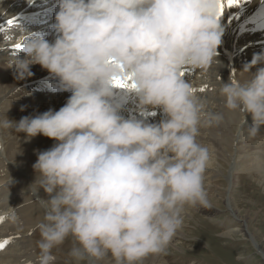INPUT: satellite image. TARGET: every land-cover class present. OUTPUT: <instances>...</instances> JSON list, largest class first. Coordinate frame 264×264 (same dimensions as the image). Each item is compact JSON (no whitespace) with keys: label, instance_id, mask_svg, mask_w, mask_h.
<instances>
[{"label":"bare ground","instance_id":"1","mask_svg":"<svg viewBox=\"0 0 264 264\" xmlns=\"http://www.w3.org/2000/svg\"><path fill=\"white\" fill-rule=\"evenodd\" d=\"M60 30H62V35L70 34L68 26L63 27ZM57 33H54L51 36H49V39L46 42L47 48L53 45L55 34ZM233 40H234L233 37L227 38L226 40L223 41L222 44H218L215 47L214 59L210 65L211 88L205 95H203L200 98V99L205 98L204 103L206 104V107L200 109L198 108L197 105H194L192 106L191 109V113L193 116H195L194 118L196 120L202 119L206 121V125L209 128V134L212 137L208 140L215 144L214 148H216L217 153H223L222 142L224 138L228 137L233 139L235 130L233 129L232 125L236 129L238 122L242 119L236 117L237 116L236 114L239 113L241 115L239 117L243 116V113L241 112L243 106L242 102L243 100H248L246 96L247 97L249 96L247 93L248 91L247 82L242 81L243 73H239V65L244 62L243 57L240 51L238 50V48L235 46ZM54 45L57 51L63 46L60 40H56V43ZM223 49H228L230 51V55L228 57H224L219 54ZM47 53H48V49L44 50L42 53H40V55L34 53L28 60L17 63V65L14 68V73L17 74L18 71L21 72L24 71V69L26 70L30 69L32 73H34L37 70H40L38 67V65L40 64L39 59L43 56H46ZM54 54L58 55V52H54ZM1 58H2V54H0V59ZM2 77H3V73L0 71V80L4 79ZM29 78L30 75L26 73L25 75L22 74L12 80H5L7 85H4L0 82V99H2L3 101H8L9 99L8 95L16 88L15 85L28 81ZM249 104L254 105L255 103H251L247 101L243 107L246 109V107L249 106ZM92 105H95V102L93 100V97L91 96L88 99H86L84 102V106L90 107L89 110L86 112L81 111V109L79 110V113L83 116L82 126H84L86 119L88 121V118L91 114L90 110ZM39 110L40 107L38 106L36 113L29 114V116L32 119L31 123L32 122L35 123L37 121L38 119L37 112H39ZM26 113H30V110H27ZM253 113L255 112L253 111ZM69 115L70 114L68 113L66 117H69ZM27 116L28 115H26L25 117ZM82 116H78V118L76 119L71 118V122L66 127L67 129L74 125L78 132L77 137L75 138L67 137L63 141L61 140L62 141L61 145L55 143L56 141H53L54 133L51 135L49 134L42 135L38 133V131H36L34 128L28 126V128L25 129V132L27 133V135H29L32 138L30 140L29 139L23 140L26 150H20L19 146L14 143L11 137V133H12L11 127L5 128L4 124L0 122V148H1L0 155L3 156L6 161L14 163L15 160L16 164L18 163L17 169H20L21 171H23L24 174L27 175V177L29 178V180L33 185V187L32 186L31 187L34 188V191H36L38 195L43 198V202L45 205L47 206H50L51 204L55 205L58 203L59 200L55 212L58 213V216L64 222L68 223L71 227L77 229L83 235L86 242L90 241L92 243L91 244L92 246H94V243L103 241L104 239L107 240L106 242H109L111 240V243L107 244L108 246L106 247L105 250L109 252L116 251V253L118 254L119 248H121L120 246L122 244L125 249L123 250L124 253H122V255L119 256L120 264H123L124 262L133 263V261L134 264H145V263L151 264L160 261V258L158 256L161 252L160 251L161 244H158L156 242V234L154 232L146 233L139 230L136 231L137 230L136 229L130 232V236L127 239L124 237L126 241H124L123 243L118 242L117 240H113L115 235H121L122 232L126 233L127 229L129 228V225L126 223V221L121 220V218L115 213L114 209H111V211L107 214H103L105 212V209H100V207H102V205L105 202H107L109 199L106 200L100 199V204H98L95 201L94 203H97L98 207L96 206L88 207V203L81 201V204L85 206L88 210V211L85 210L86 211L85 216L83 213H81L82 207L80 205V202L79 205L76 206L74 205L75 208H73L72 206H68L69 205L68 200L70 198V195L67 196L63 194L62 192L63 190L61 189L62 187L63 189L65 188L64 186L65 184H62L60 179L62 177L63 181L68 183V179L70 177V172H71L70 169L72 167L69 166L67 170V173H69L68 177L66 174H64L58 179V175L60 174L59 171L62 170L63 168V162L61 160H63V158L67 154L73 153L76 146L79 145L81 141H82V145L80 146L81 149L75 151V155L76 156L86 155L88 153V148H86V145L90 135L93 134V132L83 133L81 128L78 129L77 120L80 119ZM0 118H1V113H0ZM261 119L262 118H260V121H250L249 123H245L243 126L245 128L250 129L259 125L260 128L264 130V118L262 120ZM31 123L29 125H31ZM186 125L187 127H190L189 123H186ZM58 127L60 128L61 126ZM92 129L94 130V132H96V128H92ZM220 131H221V135H219ZM113 134H114L113 132L109 133L108 137H110V139H113L112 137ZM187 134L188 132H185L183 134V137L189 139L190 141L196 139L195 134L192 136H188ZM253 139H258L256 144H260L263 146L264 139L262 137L254 136ZM6 143H8L10 149L6 146ZM26 143H29V145L27 146ZM99 148L100 146H97L94 149V151H97ZM75 163L76 162L72 160V164ZM166 171L168 172L169 169L166 168ZM2 172H4V170L2 171L0 170V173ZM49 172L52 175H50ZM16 174L19 175L18 172H16ZM12 176L13 175L8 176L7 172H5L3 176H0V181L4 180L5 183L9 182L6 181V179H8L9 177L12 178ZM9 188H10L9 185L8 186L4 185L2 187V189L4 190H8ZM34 195L37 196L36 194ZM204 197L206 199L208 198L207 195H204ZM118 198L119 201H121L122 207H124L123 209L124 213L129 211V204L133 201V196H131L130 194L129 195L119 194ZM27 199L28 198L24 199L23 203H25ZM44 199H47L48 201ZM16 201L17 198H15L13 202L9 200L10 203L9 208L12 209L14 207L17 210L18 207L14 206ZM229 204L231 205L230 208L234 214L241 215L240 212L242 210V207L240 204L238 206L234 205L232 202H230ZM40 207L44 208V205L40 204ZM0 208L3 210L8 209V207H5V204H2ZM33 212L35 213V210L31 211V213ZM111 215L117 218V222L115 224H110L108 221V219H110L108 217ZM98 217L99 219H97ZM243 221H245L246 223L248 222L245 218L243 219ZM130 225L132 226V224ZM83 227L85 228V230L83 229ZM15 228L17 232H19L22 229L19 226ZM3 229H5V226L0 230V236L2 235ZM237 230L240 229L232 228L228 230V232H234ZM170 231L172 232V230ZM250 235L251 233H249V236ZM167 238L169 237H166L164 239L165 243L168 242ZM254 241L256 246H258L259 250L264 254V247L260 246V244L256 240ZM5 252L0 253V263L5 261L4 259ZM14 261L16 262L17 260L15 259Z\"/></svg>","mask_w":264,"mask_h":264},{"label":"rangeland","instance_id":"2","mask_svg":"<svg viewBox=\"0 0 264 264\" xmlns=\"http://www.w3.org/2000/svg\"><path fill=\"white\" fill-rule=\"evenodd\" d=\"M255 106H256L255 104L254 105L249 104V106L246 107V110H251L252 112L254 111L255 113H258V112H260L261 109H264V105H262L261 107H259L260 110L257 111L254 108ZM236 115H235L236 117L242 118V117H239V116H241L239 113H237ZM238 118H237V120H238ZM258 119H260V118H258ZM197 121H198V124H197L198 128L196 129V131L200 132V134H195L197 141L200 138H202L205 133H206L208 139L212 138L211 135L209 134V128L206 125V121L202 120V119H199ZM232 127L235 130L233 125H232ZM219 135H221V131L219 132ZM228 142H233V139L228 138V137L223 139V142H222L223 153H217L216 154V152H215V155L213 157V161H211L212 162L211 166L218 167L220 163H221L220 164L221 168L229 166V163H228V161L230 159L229 153L231 152L232 145ZM263 146H264V143H263ZM214 149H216V148H214ZM219 156H221V157H219ZM26 178H27V176L23 177V175H22V177L17 180V182H18V186L16 185L17 190L15 193H13V192L10 193L11 197L16 196L19 198V200H21V198L30 199L29 197L32 194H30L28 192V189H33V191H34V188H32L27 183V181L25 180ZM245 179L249 180V182H255V185L249 187L248 191L251 192L253 190V192H251V195H248V197H246V195H241V194L236 193L237 200L239 198V203L237 201H235L234 204L236 206H238L240 204L242 207V210L240 212L241 215H239V214L238 215L241 217V219L245 218L248 221L247 223L245 221L242 222V227H244V229H241V230L245 232L244 234H243V232H241L243 237L239 236V234H236L233 237L229 236L231 239H234V240L242 239V240H239L240 243L236 244L237 252L232 251L230 248H227L222 244L216 243L214 255L209 258L208 264H237L235 257H234L235 255H237L238 257L240 255L243 256L242 258L239 257L243 261V264H264L263 261L258 262L257 257H255L256 250L252 246V244L249 242V239H250L255 244L254 240H256L260 244V246L264 247V202H260V201L256 200L257 197L264 196V183H259L260 179L255 178L253 175H251L249 173L245 175ZM60 181L62 184L66 183L65 181H63L62 177H61ZM213 189L214 190H212V198H211L210 193L204 194V195L208 196L207 199L209 201L212 200L211 204L213 206H221L222 207V205H224V202H225V198L222 195L223 191L225 190V187L223 185L219 184V185H216ZM70 190H71V188L69 186V183H67L66 191H70ZM196 192H200V191L196 190ZM204 192H206V191H204ZM33 197H35V196H33ZM1 200H3L2 195H1ZM44 200H47V199H44ZM79 202H80V205H81L82 211H83V212L81 211V213H83L85 216L86 211H85V208H83L84 206L81 204L80 199L79 200L76 199L73 203L70 200L69 205L72 206L73 208H75L76 205H79ZM58 203H59V200H58ZM58 203L55 205L51 204L50 206H47L45 211H41L39 201L33 198L32 200H29L25 203L19 204V208L15 211L17 216H21L22 213L25 212L27 219L29 216L37 217L36 219L29 221L30 224L28 227H27L28 221H26L25 226L27 227V231L28 230H30V231L25 232L26 236L23 239V240H25V242L27 241L30 248H32L34 250V253H35V244L40 243L41 245H45V246L50 247L49 253L53 257L50 261V264H91V263L95 264L96 262H98L99 264H120L119 256H121L122 253H124L123 250L125 249L122 244L120 246L121 248H119V252H118L119 255L116 253V251L109 252V251L105 250L106 247L108 246L107 244L111 243V240L109 242H106L107 240L104 239L103 241L94 243V246H92L91 245L92 243L90 241H88L87 244L84 245L83 242L85 243L86 241H85L83 235L77 229L72 228L68 223L64 222L58 216V213L55 212L56 207L58 206ZM30 207H37L40 210L39 213L29 214L26 210ZM49 207H50V209H49ZM8 210L13 211L9 207H8ZM50 212L53 213L54 217L57 216L56 218H58L59 221L61 222L62 231L60 234H59L60 228L58 226L59 224H57L55 222L51 223V221L49 220ZM213 212L215 214H217V212H215V211H213ZM228 214L229 213L227 212L225 215H228ZM246 216H249V217H246ZM216 218H214L210 221H206L205 222L206 225L211 226L213 224H216L218 222V219H216ZM63 224H65L69 227H67L65 229L63 227ZM238 224H241V222H238ZM35 229H37L38 233L44 234L45 238L39 241L40 236L33 234V231H34V233L36 232ZM83 229L85 230L84 227H83ZM233 229H235V228H233ZM24 230L25 229H21L19 232H22ZM84 230H83V233H84ZM225 233L228 234V233H233V232H228V230H227V231H225ZM249 233H251L252 237H251V235L249 236ZM129 236H130L129 232L128 233L122 232L121 235H115L113 240H117L118 242L123 243L124 241H126V239ZM195 236L200 237L201 234L199 232H195ZM244 237L245 238L249 237V239L245 240ZM216 238H223V236L214 237V238L210 239L211 246H209L208 243L204 244V247H202V250H204V254H203L201 259L208 258L209 253H211V250L214 249V244H215L214 240ZM34 239L37 240L38 243H34L33 242ZM167 239H168V241L170 240L169 238H167ZM218 241L222 242L221 239H219ZM227 243H232V241L228 240ZM88 244H90V245H88ZM255 246H256V244H255ZM170 248H171V252L175 251V252L179 253L173 244L170 246ZM256 248L258 251H260L258 246H256ZM205 249H210V251L205 253ZM88 252H92V256H89ZM160 255H161V252L158 256L160 258V261L154 262L151 264H178V263L172 262L170 260L166 261V260L162 259L163 256H160ZM193 255H195V253H189L188 257H191ZM246 256H247V258H245ZM26 257H25V255L23 256V258H26ZM31 257L33 258V261L38 260V258L35 257V254ZM45 257L48 258V257H50V255L46 254ZM197 258H199V257H197ZM41 259H43V257H41ZM98 263H96V264H98ZM131 263L132 262H130V263L124 262L123 264H131ZM30 264H31V262H30ZM132 264H134V261ZM145 264H150V263H145Z\"/></svg>","mask_w":264,"mask_h":264}]
</instances>
